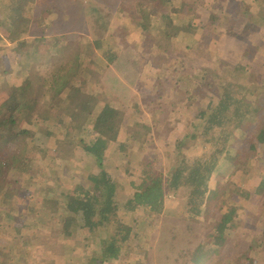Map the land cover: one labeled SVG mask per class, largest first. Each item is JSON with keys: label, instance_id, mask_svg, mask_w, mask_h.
<instances>
[{"label": "trees", "instance_id": "16d2710c", "mask_svg": "<svg viewBox=\"0 0 264 264\" xmlns=\"http://www.w3.org/2000/svg\"><path fill=\"white\" fill-rule=\"evenodd\" d=\"M159 1L169 3L171 0H7L9 5L5 7L0 5V26L7 30V38L0 36V60L4 66L3 73L7 76V84L2 87L0 93L1 228L8 224L12 226L10 230L16 228V232L20 234L24 229L28 232L31 226L46 229L45 226L51 224L69 237L74 235L76 228L83 229V232L85 230V234L91 237L99 231H105L103 234L106 236L102 239L99 252L103 260L101 263L115 264L119 260L128 259L129 256L135 257L142 252L139 249L133 253L131 243L137 241L138 236L132 233L130 225H124L121 221L128 220L130 215H134L138 221L144 223L143 231L151 230L152 223L162 214L166 203L178 204L177 200L182 196L186 197V204L175 208L176 212L180 211L182 220L188 225L192 224V228L188 229L189 233L198 231L193 252L189 256L178 254L182 256V261L185 260L184 256L195 261L201 257L222 254L230 242V233L237 227L236 220L243 209L232 206L225 211V202L221 200L222 198L234 200L241 187L224 190L217 186L216 189H211L210 182L216 171L222 167V160L230 156L237 147L242 134L251 131L256 120L249 125V129L246 124L257 114L256 102L247 97L238 80L242 73L241 69L232 77L226 76L225 73L224 80H212L213 85L209 86L212 94L208 97L207 107L202 108L199 104L191 107L192 123L184 137L167 145L170 146L169 155L173 156L178 164L177 168L168 174L159 175L150 169H143L140 183L132 185V197L125 206L123 219L119 217L123 189L108 172L87 174L81 178L80 182L70 187L71 192L68 195L62 196V201L60 200L62 203L54 204L49 212L41 211L40 206L39 209L35 207L39 204L48 206V199L55 194L47 187L42 189L43 193L39 196L38 184L45 181L46 177L36 173L37 169L40 170L44 164L41 172L50 180L49 176L51 179L55 175L59 176L65 167L59 162L53 163L57 154L61 155L59 152L46 151L39 160L35 159L37 151L44 146L31 135L29 126L34 121L41 122L39 119L45 117L44 124L50 123L48 129L50 137L47 138L63 137L60 146L64 151L71 147L74 148L73 153L83 150L85 156L99 159L116 143V146L121 143L123 133L126 141L129 137L131 141L129 143L134 142L138 133L129 134V130L134 128V123L138 122L145 132L151 131L155 124L160 122L159 116L162 112L151 114L153 116L151 120L142 119L143 112L139 99L128 102L130 109L133 108L132 112L138 116L135 120H128L127 114L114 106L115 93L106 89L105 85L109 77L110 82L119 76L117 72L112 74V67L118 65L119 68L120 62L129 59L121 50V45L128 40L123 43L116 40L118 28L121 26L118 21L138 19L140 23H137L136 28L148 35V25L161 13L158 8ZM262 5L260 23L251 21L248 28L249 33L255 36L258 34L263 38H256L259 45L264 44V2ZM250 8L246 2H242L238 14L232 16L255 17L249 13ZM141 15L148 16L149 22L144 21L146 18ZM232 16L229 15L230 18ZM211 18L216 22V14ZM165 26V29L172 28L171 24ZM75 29L85 30L86 36L78 37L77 34L81 32H72ZM192 30L194 31V28ZM259 30L262 34H259ZM41 46H47L50 53L42 56L44 58L40 57L43 62L36 64L31 56V48ZM91 46L97 51L105 52L107 64L105 63L103 69H98L93 64L89 55ZM142 47L146 48L144 45ZM25 51L27 54L22 55ZM145 54L146 51H143L140 56L138 55V59L132 57L130 64L136 63ZM20 55L22 58L17 62ZM12 57L16 58L13 62ZM175 63L177 67L171 65L173 68L171 71L177 79L174 86L176 90L183 81L179 66L185 67V61L176 60ZM254 68L257 69L255 72L257 78L253 87L264 86L262 55L257 57ZM16 69L17 73L13 74ZM12 81L14 83L11 87ZM195 88L196 86L193 90ZM157 94L162 95L161 90ZM180 97L181 94L177 90L172 92L171 98L175 101V109L179 108L176 102H180ZM47 103H50V106ZM45 108L55 112L54 116L43 114ZM176 112L173 115H176ZM78 133L84 135L81 136V141H77ZM256 141L258 149L263 146L264 129L259 132ZM188 142L197 145L196 152L189 157L182 151ZM52 159L54 161L50 162ZM246 160L245 165L238 164L241 168L238 169L240 170L238 174L242 178L240 181L244 183L250 181L251 175L259 180L256 195L262 198L259 205L264 207V161L259 160L260 165L256 167L250 159ZM56 177L54 182L60 184L57 194L67 190L63 184L70 185L65 182V177ZM26 178H33L36 185L27 187ZM14 188L22 190L19 195L24 199L23 207L26 214L30 218L34 216L35 222H31L29 227L18 220L17 205L10 199H4ZM250 200L253 205L255 202L258 203ZM59 207L66 212L63 217L59 215ZM191 212L194 214H191L189 221L184 219L185 215ZM141 213L145 216H140ZM197 218L202 219L196 221ZM207 223L210 225L209 229ZM133 224L131 222V225ZM200 224H206V227L203 229ZM259 229L253 233L252 240L250 239L249 250L232 264L258 262L261 255L257 250L264 248V235ZM262 229L264 230V225ZM29 241H33L32 237H29ZM250 252L255 254V260L250 256ZM153 256V253L148 254V261ZM262 261L264 263V256ZM152 262L160 264L157 258Z\"/></svg>", "mask_w": 264, "mask_h": 264}, {"label": "rangeland", "instance_id": "374dc122", "mask_svg": "<svg viewBox=\"0 0 264 264\" xmlns=\"http://www.w3.org/2000/svg\"><path fill=\"white\" fill-rule=\"evenodd\" d=\"M6 1L0 0L1 7L9 5ZM242 2H246L247 6L251 7L249 13L255 17L249 15L242 18L232 16L238 14ZM263 2L264 0H171L169 3L159 1L158 8L161 13L158 18L152 20V24L148 25V35L136 28L137 23H140L138 19L118 21L121 26L118 28L116 40L119 43L128 40L127 43L121 45V50L123 55L127 54L129 59L120 62L119 68L118 65L112 67V74L117 72L119 76L112 77L110 82L109 77L105 83L106 89L115 93L114 106L123 110L127 114L128 120L132 121L138 117L132 112L133 108L130 109L128 102L139 99L142 107L141 112H143L142 119L151 120L153 117L151 114L162 112L159 116L160 122L155 124L151 131L145 132L142 131L138 122L134 123V128L129 130L130 135L135 132L138 133L134 142L132 141L130 144L129 137L126 141L123 133L121 143L118 146H116L117 143L112 146L100 159L94 156H85L83 150L73 153L74 148L71 147L64 151L60 146L63 137L48 139L47 137H50L48 135L50 123L44 124L43 119L45 117L39 119L42 120L41 122H37V120L30 126L28 125L32 132L31 135L34 136L33 139L36 138L35 141L44 146L37 151L35 159L39 160L43 154H46V151L59 152L61 155L57 154L55 161L52 159L50 162H59L65 167L59 176H55H57L56 178L65 177V182L70 185L63 184L67 190L56 194V191L60 189V184L54 182L55 176L52 179L49 176V180L48 176L41 172L45 166L42 164L41 169L36 171V173L46 177L45 181L38 184L39 196L43 193L42 189L47 187H50L55 194L48 199V206L39 204L35 206L36 209H39L40 206L41 211L49 212L54 204L62 203V196L68 195L71 192L70 187L80 182L81 178L87 174L96 175L108 172L123 189L119 213L120 219H123L125 206L132 197V185L140 183L143 169H150L154 174L159 175L168 174L177 168L178 164L174 161V157L169 155L170 146L167 145L184 137L187 128L192 123L193 111L191 107H196L198 104L202 108L207 107L208 97L212 94L209 88L213 85L212 80H224L226 76L232 77L241 69L242 73L238 80L247 97L254 100L257 107L256 116L253 115L250 118L246 127L249 129V125H252L255 120L256 122L251 131L242 134L239 138V144L230 156H226L222 160V167L216 171L210 182L211 189H216L217 186L224 190L231 187H241L234 200L229 198H222L221 200V202H225V211L232 206H239L243 209L236 220L237 227L230 233V242L221 255L213 254L195 261L184 256L185 260L182 261L181 254L189 256L193 252L196 246L195 236L198 231H190V234L188 229L192 228V224L188 225L182 220V213L176 212L175 208L186 204V197L179 196L178 204L166 203L162 214L156 217L158 219L152 223L153 229L151 230L143 231L142 225L144 223L138 221L134 215H130L128 220L121 221L124 225H130L132 233L138 236V240L131 243L133 253L139 249L142 252L135 257L129 256L128 259L119 260L115 264H154L152 260L155 258L160 261V264H232L240 255L247 252L250 239L252 240L253 233L259 227H261L259 231L264 235L262 229L264 207L259 205L262 198L256 195V188L259 187L260 182L251 175L250 181L244 183L240 181L242 178L238 174L240 171L238 169H241L238 164L245 165L247 158L256 167L260 165L259 160L264 161V144L259 149L256 146L257 136L264 129V86L256 85L258 88L253 87L257 78L255 75L257 69L254 68V63L259 55L264 57V44H257L256 38L263 39L258 34L255 36L248 32L251 21L260 23L261 15L259 16V14H263ZM213 14H216V22L212 21ZM229 15L232 17L230 18ZM141 17H145L146 20L144 21L149 22L147 21L148 16L141 15ZM162 24L164 25L161 26ZM169 24L172 28L165 29V25ZM258 27L260 28V24ZM6 31L4 26H0L1 37L7 38ZM77 31L81 32L77 34L80 38L87 34L83 29H75L72 32ZM259 34H262L261 30H259ZM31 49L34 63L43 62L40 57L50 53L47 46ZM143 51H146L144 57L137 60L136 63L131 62L132 64H130V59L132 57L138 59V55L140 56ZM26 54L27 51L22 55ZM22 55L17 60L12 57V62L20 61ZM89 55L98 69H103L104 65L107 64L104 51H97L91 46ZM176 60L185 61V67L179 66L183 81L182 85L176 89L181 94L180 102H176V105H179L178 109H175V101L171 98L172 92H176L174 86L177 82L176 76L171 71L173 69L171 65L177 67ZM53 61L55 63L56 58ZM185 70L187 72H184ZM3 72L4 66L0 60V93L2 87L7 84V76ZM16 73L17 69L13 74ZM225 73L226 76L224 77ZM13 83L12 81L11 87ZM193 85L196 86L195 90H193ZM159 90L163 96L157 94ZM99 94L101 95V92ZM103 102L105 103L106 100ZM47 105L50 106V103ZM43 111V114L48 113L47 116H52L55 113L47 108ZM174 112L176 115H173ZM81 136L84 135L78 133L77 141L82 140ZM46 141L48 142L44 145ZM195 147L197 145L188 142L182 151L189 157L196 152ZM26 179L27 187L36 185L33 178ZM244 190L248 192L244 193ZM21 192V189L14 188L7 193L4 199H10L17 205L18 220L29 227L31 222H35L34 216L30 218L26 214V209L23 207L24 199L19 195ZM250 199L254 202L258 201V203L255 202L253 205ZM59 208V215L63 217L66 212L63 208ZM191 214L194 212L186 214L184 219L189 221ZM140 216L143 217L145 214L141 213ZM198 219L200 218H197L196 221ZM131 222L134 224L131 225ZM207 225L209 229V223ZM200 226L204 229L206 224H200ZM11 227L8 224L3 228L0 226V260L2 261L0 264H102V257H100L99 252L101 251L102 239L106 236L103 234L105 231H99L91 237L85 234V230L83 232V229L76 228L74 235L69 237L51 224L46 225V229L31 226V229L28 228V232L24 229L20 234L16 232V228L10 230ZM29 237H32L33 241L30 242ZM139 242L140 246L138 247ZM257 251L261 257L256 264H264L262 261L264 248ZM150 253H153L154 256L148 261V254ZM250 256L255 260L254 253L250 252Z\"/></svg>", "mask_w": 264, "mask_h": 264}]
</instances>
